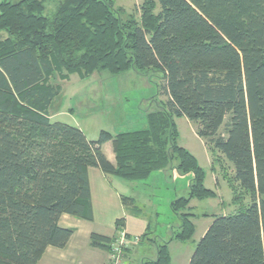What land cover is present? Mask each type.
Wrapping results in <instances>:
<instances>
[{
	"label": "trees",
	"instance_id": "obj_1",
	"mask_svg": "<svg viewBox=\"0 0 264 264\" xmlns=\"http://www.w3.org/2000/svg\"><path fill=\"white\" fill-rule=\"evenodd\" d=\"M48 1L0 0V264H37L48 247L67 246L74 230L61 217L92 219L90 168L128 181L191 174L189 196L171 204L174 238L190 241V202L217 194L178 144L175 117L196 126L234 207L214 218L189 264H264V0H144L131 12L116 0H57L46 15ZM130 70L162 75L166 100L146 112L145 129L89 140L51 120L62 90L53 80ZM111 243L91 236L94 248ZM157 247L150 264H172L168 243Z\"/></svg>",
	"mask_w": 264,
	"mask_h": 264
},
{
	"label": "rangeland",
	"instance_id": "obj_2",
	"mask_svg": "<svg viewBox=\"0 0 264 264\" xmlns=\"http://www.w3.org/2000/svg\"><path fill=\"white\" fill-rule=\"evenodd\" d=\"M136 1L116 0V6L125 5L130 11ZM56 2L57 0H50L46 3V15L54 12ZM5 36V32H0V38ZM161 78L160 73L139 74L130 70L117 76L103 72L95 73L86 79H80L78 75H72L68 81L63 82L55 79L53 84H60L62 90L54 98L49 116L53 122H62L81 129L89 140L98 139L101 131L117 135L145 129L146 112L155 109L156 105L160 106L163 100H166L160 95ZM175 122L179 133L178 144L196 157L206 173L205 186L217 193L216 197L196 198L190 202L189 212L195 215L193 238L187 242L174 238L181 220L171 209L172 202L179 199L178 196L185 198L189 196L191 174L184 176L177 174L166 182L161 179L163 171H156L144 181L123 182L136 184L134 186L137 187H134L131 193L139 199L142 210L138 212L146 216L143 217L147 222L148 218L151 220L152 234L161 239L160 244L168 243L169 246L170 241L175 240L169 248L172 264H186L189 253L192 254L205 228L216 216L228 211L227 205L224 208L223 203L229 202L232 194L227 184L222 182L220 174L218 176L222 183L220 186L216 185L210 167L211 156L202 140L194 134L196 126L183 117H175Z\"/></svg>",
	"mask_w": 264,
	"mask_h": 264
},
{
	"label": "crops",
	"instance_id": "obj_3",
	"mask_svg": "<svg viewBox=\"0 0 264 264\" xmlns=\"http://www.w3.org/2000/svg\"><path fill=\"white\" fill-rule=\"evenodd\" d=\"M143 1L137 0L134 3V7L130 11L126 9L127 7H125V5L119 7L131 12L135 8V5L139 6L143 3ZM194 134L197 136L196 128L194 130ZM103 151L109 161L112 164H116V157L111 142H108L103 146ZM171 173L163 171L161 174V179L163 178V181L167 182V179H172L178 174L176 171ZM212 173L217 186H220L222 182H225L223 179L221 182L219 180V176H217L216 172L213 170ZM152 177L153 176H151L150 179H152ZM88 179L91 190L92 219L86 220L71 215H63L60 219V226L74 230L69 243L64 248L48 247L37 264H107L109 251L102 248L92 247L91 236L93 234H97L99 236L109 238L113 242L121 230H125L131 236L142 238L137 245L127 252V264H150L151 262H155L158 258L157 246L161 245L159 242L161 239L152 234L151 220L148 218L147 222V219L145 218L146 216L138 212L142 210L139 199L131 193L133 192L134 187H137L134 186L136 184H128L123 182L128 180L106 175L97 168L89 169ZM123 197L133 199L134 204L131 206H125L122 200ZM178 198H182V196H178ZM231 200L232 197L229 202L223 203L224 208L226 205L228 207V211H225L223 215L234 211V207L231 205ZM134 207L139 210L136 211ZM212 222L213 221H211L208 227L205 228L202 237ZM170 233H172V231H170ZM145 234L147 236L143 237ZM174 241H170L168 249ZM195 248L196 245L194 250ZM194 250L191 255L189 253V260L186 264L190 263V259L194 253Z\"/></svg>",
	"mask_w": 264,
	"mask_h": 264
},
{
	"label": "built area",
	"instance_id": "obj_4",
	"mask_svg": "<svg viewBox=\"0 0 264 264\" xmlns=\"http://www.w3.org/2000/svg\"><path fill=\"white\" fill-rule=\"evenodd\" d=\"M140 241V238L129 235L125 230H121L118 236L111 243L107 264H127L126 255Z\"/></svg>",
	"mask_w": 264,
	"mask_h": 264
}]
</instances>
